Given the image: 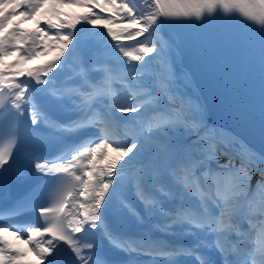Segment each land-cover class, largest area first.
<instances>
[{
  "label": "snow or ice",
  "instance_id": "obj_1",
  "mask_svg": "<svg viewBox=\"0 0 264 264\" xmlns=\"http://www.w3.org/2000/svg\"><path fill=\"white\" fill-rule=\"evenodd\" d=\"M217 10L244 23L207 37ZM222 62L248 79L231 124L192 94ZM9 182L0 264H264V0H0Z\"/></svg>",
  "mask_w": 264,
  "mask_h": 264
},
{
  "label": "bare ground",
  "instance_id": "obj_2",
  "mask_svg": "<svg viewBox=\"0 0 264 264\" xmlns=\"http://www.w3.org/2000/svg\"><path fill=\"white\" fill-rule=\"evenodd\" d=\"M174 31H175L174 29H172V28H168V27H166V28L164 29V33H165V34H172ZM43 57H44V56H43ZM185 64H186V63H185ZM192 94L201 97V94H200V92H199V90H198V88H197V86H196L195 81H194V84H193V87H192ZM201 99L204 100L202 97H201ZM210 114H211V113H210ZM213 119H214V118H213ZM18 242H20V241H18ZM20 243L22 244V242H20Z\"/></svg>",
  "mask_w": 264,
  "mask_h": 264
}]
</instances>
